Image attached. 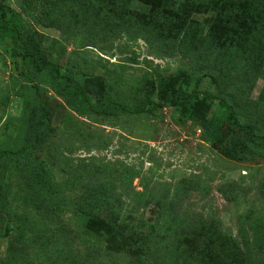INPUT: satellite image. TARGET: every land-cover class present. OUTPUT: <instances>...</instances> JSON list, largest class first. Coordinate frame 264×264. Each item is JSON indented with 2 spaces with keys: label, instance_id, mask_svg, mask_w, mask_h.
Segmentation results:
<instances>
[{
  "label": "rangeland",
  "instance_id": "374dc122",
  "mask_svg": "<svg viewBox=\"0 0 264 264\" xmlns=\"http://www.w3.org/2000/svg\"><path fill=\"white\" fill-rule=\"evenodd\" d=\"M225 1L228 5L231 0ZM21 3L0 0L38 33V44L48 61L63 68L74 60L85 75L116 82L118 99L129 103L153 91L156 106L140 116H98L90 107L92 96L88 103L75 100L69 105L57 91L66 82L53 69L41 70V91L31 101L34 106L37 97L42 102L52 128L51 141L38 157L48 162L54 181L63 184V196L72 205L59 216L41 203L38 187L28 175L29 164H9L0 178V264H137L140 258L151 264L147 253L119 244L121 239L109 236L100 221L112 206L120 221L129 213V224L138 223L139 218L146 224L155 223L158 209L145 210L138 202L140 197L175 204L169 205L172 216L162 220V225L195 212L238 243L245 239L252 251L262 248L263 252L264 144L251 143L232 128L227 111L217 101L203 116V103L209 96L223 93L239 97L235 109L244 123L264 129V49L247 52L252 44L249 29L233 30L231 51L237 60L214 69L213 83L209 78L190 84L176 82V90L181 94L197 91V99L175 103L166 95L165 100L158 97L163 81L181 72L201 75L205 69L213 70L170 47L172 34L166 45L161 42L169 21H142L151 25L156 37L137 29L122 30L117 21H111L112 33L105 36L87 29L68 39L50 22L35 21L40 15L39 0L28 5L31 16ZM195 19L203 35L216 31L209 15ZM263 26L264 22L256 25ZM13 44L12 37L0 38V149L25 145L42 121L34 110L24 112L21 78L11 55ZM250 54L253 59L248 58ZM95 195L106 202L95 209L99 218L88 221L85 230L73 209L78 203L87 206L86 200ZM142 231L148 232L146 228ZM224 239L228 241L219 238L222 245ZM196 244L193 238L184 243L181 254L185 258L179 264L187 263ZM114 246L122 249L110 254ZM216 263L214 259L212 264Z\"/></svg>",
  "mask_w": 264,
  "mask_h": 264
},
{
  "label": "trees",
  "instance_id": "16d2710c",
  "mask_svg": "<svg viewBox=\"0 0 264 264\" xmlns=\"http://www.w3.org/2000/svg\"><path fill=\"white\" fill-rule=\"evenodd\" d=\"M37 1L21 0V8L31 16L33 13L28 5H34ZM39 3L40 15L35 21L50 22L68 39L83 35L87 29L96 32V35L105 36L112 33L109 32L112 29L111 21H117L119 24L116 26H121L119 28L122 30L137 29L153 37L155 31L152 30L151 33V25H144L142 21H169L165 23L167 27L163 32L166 37H162L161 42L166 45V38L172 34L174 44L170 47H174L181 56L196 59L198 63L202 61L207 64V68L213 70L209 73L205 69L206 72H202L201 75L181 72L163 81L164 85L160 88L158 97L165 100L163 96L166 95L175 103L197 99V91L181 94L175 88L176 82L190 84L194 80L198 83L209 78L213 83L214 69L218 70L221 64L237 60L235 57L237 55H233L231 51L233 30L249 29L248 37L249 40L251 38L252 44L249 43L251 46L248 53L264 49V26L256 27L259 22H264V0H231L228 5L225 0H39ZM204 14L210 16L209 21H212L215 32L211 29L203 35L199 31L198 25L194 22L195 16ZM170 21H178V24L173 26ZM38 36L24 18L0 4V38L12 37L14 40L11 55L16 60L15 68L19 70L21 78L19 95L23 101L24 112L34 110L35 116L42 117V121L38 122L40 125L32 132L25 145L0 149V178L9 164L16 167L19 163L29 164L28 175L38 187L41 203L62 216L68 211L67 206L72 203H68L63 196V184L54 181L48 162L38 157L51 141L52 128L42 102L37 97L34 106L31 101V98L38 96L41 91V70L53 69L60 80L66 82L63 88L57 87V91L69 105L75 100L88 103V96H92L93 103L90 107L92 113L98 116H140L156 106V103L153 101V91L138 95L132 103L118 99L117 91L120 88L116 82L104 77L85 75L74 60H69L63 68L51 63L38 44ZM227 58L230 60L226 61ZM248 58L253 59L251 54ZM246 61L251 62V59ZM23 66L26 67V71L23 70ZM151 86L154 90L156 81ZM236 98L239 97H226L223 93L210 95L209 101L203 103V116L207 115L209 108L217 101L227 111L226 119L232 128L248 137L251 143L264 144V129L259 130L255 123L246 124L242 121L235 109V104H238ZM105 202L104 197L95 195L91 201L86 200L87 206H84V203L76 204L73 216L83 221L82 227L87 230L88 221L99 218L95 209ZM138 202L143 203L142 207L145 210L151 206L158 209L155 223L146 224L143 218H139L138 223L129 224L132 219V214L129 213L120 221L115 216L112 206L109 214L102 215L100 221L106 224L109 236L121 239L119 244L147 253V257L153 259L151 264H164L165 260L169 261L167 264H179L185 258L181 250L190 238L196 240L197 246L190 252L191 257L186 264H212L214 259L217 260L216 264H264L262 248H259L258 252L252 251L247 240L238 243L233 237L216 229L212 221L203 215L195 212H190V215L181 214L172 218V224L162 225V220L172 216L169 205H175L174 203L155 201L152 197L145 200L140 197ZM167 227L170 228V235H167ZM142 228H146L148 232H143ZM220 237H226L228 240L224 239L226 244L222 245ZM111 243L112 239L109 244ZM121 249L114 246L108 252L119 253ZM137 264L148 263L140 258Z\"/></svg>",
  "mask_w": 264,
  "mask_h": 264
}]
</instances>
